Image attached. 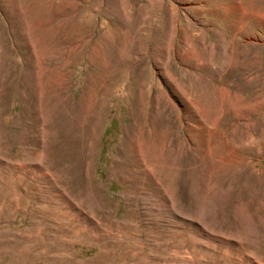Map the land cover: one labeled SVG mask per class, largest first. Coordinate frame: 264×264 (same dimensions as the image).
I'll use <instances>...</instances> for the list:
<instances>
[{"label":"rangeland","instance_id":"rangeland-1","mask_svg":"<svg viewBox=\"0 0 264 264\" xmlns=\"http://www.w3.org/2000/svg\"><path fill=\"white\" fill-rule=\"evenodd\" d=\"M75 102L89 178L51 185ZM0 175V264H264V0H0Z\"/></svg>","mask_w":264,"mask_h":264},{"label":"bare ground","instance_id":"bare-ground-1","mask_svg":"<svg viewBox=\"0 0 264 264\" xmlns=\"http://www.w3.org/2000/svg\"><path fill=\"white\" fill-rule=\"evenodd\" d=\"M76 104H77L76 111H73V112H75L74 113V118L72 117L73 120H69L71 118L70 117L68 119V121H66L65 123H63V122L60 123V124L63 123V125H66V128L64 130L58 131V133H53V132H51V128H52V125H51L49 130H46L45 132H42L43 140L46 141V138H47V143H49V145L47 144L48 147H49V151H48V153L46 152V155H47V159L46 160L48 162V164H47V169L48 170H47V172L46 171L45 172L48 174V176H49V178L51 180V183H50L51 185H54L55 181L57 182L59 180L60 181L62 180L63 182H68L69 179L72 178L73 176L76 177V175H77V177H79V175H82V173L84 174V176L86 178H89V171L91 169L92 160H93V156H94L93 144H94V138H95V134L96 133H95V129L93 128L91 130L88 129V131H90V135L89 136L86 134L87 127L90 125V124L88 125L89 120H87V114L91 115L92 117H94L95 115L94 114H89V110L85 111V109H87V108L83 109L81 103L79 104V102H78ZM71 108H72V106H71ZM69 109H70V107L68 108V110ZM73 109H74V107H73ZM57 110H58V108H57ZM68 112H70V111H68ZM57 113H59V112H57ZM53 115H56V114H53ZM90 120H92V119H90ZM67 123H69V124H67ZM137 128H138V126H137ZM54 135L56 137H59L58 140L61 143L60 147L57 150L53 149V147H52L53 144H54L53 143ZM132 136L127 141L128 142V146H127V149H126L127 153H128V156H129V158L131 160V164H125L124 163V165L120 166L118 171L121 173V175L123 173H127V174L131 175V172H132V173H137L138 175L142 174L143 176H150L151 178L154 176V178L156 177V178L159 179V177L162 174V171H161V167L159 165L160 162H158V161H160L159 160L160 157H159V154L157 153V150L155 149V146L151 150L150 149V145L145 144V142L141 138L142 136L140 137V135H139V137H138L135 134H134L133 137ZM39 146H40V148H36V149L34 147L32 148L34 150L32 152H30L29 158H30L31 154L33 153L32 154L33 157H34L33 159L42 160V161L44 160L45 156H44L43 150H45V148L43 149L42 145H39ZM20 159H22V157ZM25 159L28 160L27 156H25ZM114 162L117 163V164H121V160H120V155L119 154L118 155L116 154ZM36 163H37V161H36ZM131 166H132V168H131ZM133 168H134V170H132ZM8 169L9 168L6 166L5 167V171H8ZM167 171L168 170H166V172ZM37 172H38V170H37ZM6 183H8V182H6ZM87 183H85V184H87ZM157 183H158V180H157ZM73 184H75V183H73ZM51 185H49V186H51ZM66 185H68V184H66ZM78 186H80V185H78ZM6 188H8V186L7 187L5 186V189ZM97 190H98V188H97ZM52 192H54V191H52ZM52 192H50V193H52Z\"/></svg>","mask_w":264,"mask_h":264}]
</instances>
